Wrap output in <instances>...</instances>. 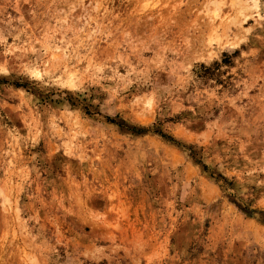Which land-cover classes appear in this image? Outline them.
<instances>
[{"label":"rangeland","instance_id":"obj_1","mask_svg":"<svg viewBox=\"0 0 264 264\" xmlns=\"http://www.w3.org/2000/svg\"><path fill=\"white\" fill-rule=\"evenodd\" d=\"M0 264H264V0H0Z\"/></svg>","mask_w":264,"mask_h":264},{"label":"bare ground","instance_id":"obj_2","mask_svg":"<svg viewBox=\"0 0 264 264\" xmlns=\"http://www.w3.org/2000/svg\"><path fill=\"white\" fill-rule=\"evenodd\" d=\"M255 2H256V0H255ZM256 4V3H255ZM244 6V5H243ZM257 6V5H256ZM246 7V6H245ZM243 9V8H242Z\"/></svg>","mask_w":264,"mask_h":264}]
</instances>
